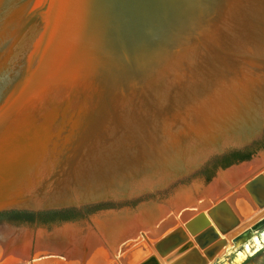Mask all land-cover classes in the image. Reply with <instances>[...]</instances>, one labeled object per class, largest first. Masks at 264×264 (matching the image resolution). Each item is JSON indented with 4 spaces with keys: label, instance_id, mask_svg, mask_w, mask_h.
<instances>
[{
    "label": "water",
    "instance_id": "obj_1",
    "mask_svg": "<svg viewBox=\"0 0 264 264\" xmlns=\"http://www.w3.org/2000/svg\"><path fill=\"white\" fill-rule=\"evenodd\" d=\"M263 137L264 0H0V213L83 216L0 220L27 263L162 236L248 160L205 182L207 162ZM239 184L262 206L264 163ZM218 200L206 214L235 223Z\"/></svg>",
    "mask_w": 264,
    "mask_h": 264
},
{
    "label": "rangeland",
    "instance_id": "obj_2",
    "mask_svg": "<svg viewBox=\"0 0 264 264\" xmlns=\"http://www.w3.org/2000/svg\"><path fill=\"white\" fill-rule=\"evenodd\" d=\"M263 150L264 146L257 149L250 155L247 162L258 159V154ZM237 187L245 194L244 198L235 193L237 191L235 188L219 198L227 203V206L235 217V223L225 214L219 212L215 215L219 225L216 226L212 222L206 211L212 204L219 201L215 199V201L209 202L210 204L203 208V210L191 213L188 212L190 210H187L185 212L188 213L186 216H180L181 214L176 215L173 219V226L162 236L142 239L138 235L134 241H129L130 243L125 244L120 251L118 250L115 257L99 264H107L108 262V264H124V261L125 264H264V247L254 256L244 260V262H235V252L240 250L239 247H236V237L242 229H246L264 216V196L260 200L258 199L259 201L263 200L261 201L263 203L262 206H257L243 190L242 184H239ZM203 213L206 215L203 216L205 222L195 219L197 215H203ZM218 217H223L228 222L226 221V224L223 225V223H220ZM4 225L1 224L0 228L4 227ZM262 228H264V223L257 230ZM29 229L36 230L33 227H29ZM171 232L177 233L175 236L166 238L165 236ZM223 247H225V250ZM10 252L8 250V254ZM56 263V259H52L48 260L45 264ZM23 264L35 263L25 262Z\"/></svg>",
    "mask_w": 264,
    "mask_h": 264
},
{
    "label": "bare ground",
    "instance_id": "obj_3",
    "mask_svg": "<svg viewBox=\"0 0 264 264\" xmlns=\"http://www.w3.org/2000/svg\"><path fill=\"white\" fill-rule=\"evenodd\" d=\"M263 163H264V158H259V159H254L251 162L241 164L239 167L228 169L224 174L219 175V178L217 180L218 182L216 183L214 182L209 185V195H208L207 202L205 203L203 201L198 200L199 203H197L198 204L197 206L193 205L191 206V208L186 209V211L190 210L188 212L191 213V212L197 211L198 209L203 210V208L209 205L213 200L219 199L220 196L222 197L225 193L232 191V189H234V186L232 185L235 184V182L246 179L248 175L255 172L256 169L260 167ZM223 177L226 178V180L230 182V185L225 183L226 181L225 179L224 181H222ZM235 193H237V191ZM187 214L188 213L182 214L180 216H186ZM204 215L205 213H203V216ZM218 219L220 220V223H223V225L226 224L227 220L223 219V217L221 218L218 217ZM262 223H264V216L261 217V219H259L257 222H255L251 226L247 228L244 227L246 229L244 230L242 229L240 233L238 232L239 234L236 237L237 238L236 243L238 246L236 245V247H239L240 250L235 252V262H242V261L244 262V260H246L249 257L254 256L256 253H258L260 250L263 249L264 247V228L257 230V228L260 225H262ZM172 226H173V222L171 224H167L165 228L169 229ZM153 233H155V231ZM102 234L103 233H101L99 236H94V234L90 236L95 243H93L91 247L89 246V248L85 249L86 251L85 253L88 254L86 257V264H99V263H102L108 260V259L106 260L105 252L102 251L101 248H98L100 243H98L97 240L103 242L104 237L102 236ZM150 235H153V234H150ZM151 237L154 238V235ZM25 240H26V234H24V232H20L14 235V232H11L8 228L6 227L0 228V252L2 254L0 256L1 257L0 264H3V263L4 264L5 263L23 264L25 263L26 256L23 250L24 249L23 245L26 242ZM12 245H13V248L12 247L9 248ZM78 247L81 248V245ZM223 248L225 250V247ZM8 250L9 252L11 251L9 254H8ZM73 250L76 252L77 256L82 255L81 252L79 253L78 252L79 250H77L76 248H74ZM219 256H216V257H219ZM47 261H48L47 259H42L41 261L39 260L36 262V259L35 260L33 259L32 263L45 264Z\"/></svg>",
    "mask_w": 264,
    "mask_h": 264
},
{
    "label": "trees",
    "instance_id": "obj_4",
    "mask_svg": "<svg viewBox=\"0 0 264 264\" xmlns=\"http://www.w3.org/2000/svg\"><path fill=\"white\" fill-rule=\"evenodd\" d=\"M264 143V137L262 138ZM261 144V145H262ZM258 143H255L251 147L245 148L240 152H233L223 155L219 158H213L207 162L200 174L203 176L205 182H207L212 176L216 168H225L230 164L236 162L248 160L250 155L259 147ZM87 210L83 213H87ZM82 214L75 212L72 209H66L61 211H46V212H25V211H9L0 213V220H8L16 224H39V225H49L55 224L63 221H71L82 218Z\"/></svg>",
    "mask_w": 264,
    "mask_h": 264
}]
</instances>
